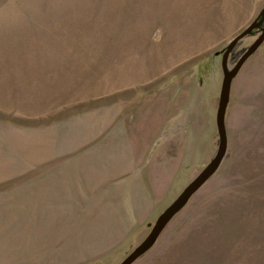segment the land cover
<instances>
[{
  "label": "rangeland",
  "instance_id": "obj_1",
  "mask_svg": "<svg viewBox=\"0 0 264 264\" xmlns=\"http://www.w3.org/2000/svg\"><path fill=\"white\" fill-rule=\"evenodd\" d=\"M263 9L0 0V264H122L217 157L223 58ZM226 128L220 168L133 264H264V43Z\"/></svg>",
  "mask_w": 264,
  "mask_h": 264
},
{
  "label": "water",
  "instance_id": "obj_2",
  "mask_svg": "<svg viewBox=\"0 0 264 264\" xmlns=\"http://www.w3.org/2000/svg\"><path fill=\"white\" fill-rule=\"evenodd\" d=\"M259 17L260 20H256L252 24L248 25L242 32H240L232 39L231 44L228 46V49L223 58V70L225 76L217 117L221 143L217 157L213 160L209 167L166 210V212L159 218L149 237L122 264H133L147 251H149L156 244L161 233L166 228L168 223L187 205L196 191L200 189L207 182V180L211 178L220 168L228 150L226 113L231 97L232 83L236 76L239 74L246 60L249 59L264 43V28L262 29L263 33L261 34V36L247 51L244 52L237 66H235L233 69L229 66V56L244 38L252 35L256 29H259L264 25V9Z\"/></svg>",
  "mask_w": 264,
  "mask_h": 264
},
{
  "label": "crops",
  "instance_id": "obj_3",
  "mask_svg": "<svg viewBox=\"0 0 264 264\" xmlns=\"http://www.w3.org/2000/svg\"><path fill=\"white\" fill-rule=\"evenodd\" d=\"M124 175H126V174H124ZM117 226H118V230L115 232H113V234H115L116 236L115 237H117V236H119L118 234H119V231H120V226L118 225V224H116ZM115 230H116V228H115ZM107 238L108 237H106L104 240H107Z\"/></svg>",
  "mask_w": 264,
  "mask_h": 264
},
{
  "label": "flooded vegetation",
  "instance_id": "obj_4",
  "mask_svg": "<svg viewBox=\"0 0 264 264\" xmlns=\"http://www.w3.org/2000/svg\"><path fill=\"white\" fill-rule=\"evenodd\" d=\"M264 27L262 26L261 28H259V29H256L253 33H257V32H260L262 29H263Z\"/></svg>",
  "mask_w": 264,
  "mask_h": 264
}]
</instances>
